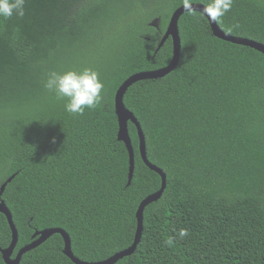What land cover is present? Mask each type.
Returning a JSON list of instances; mask_svg holds the SVG:
<instances>
[{"label":"trees","instance_id":"trees-1","mask_svg":"<svg viewBox=\"0 0 264 264\" xmlns=\"http://www.w3.org/2000/svg\"><path fill=\"white\" fill-rule=\"evenodd\" d=\"M182 5L27 0L23 18L0 17V188L15 174L3 194L19 232L14 256L46 228L66 230L83 261L133 244L138 207L162 187V176L145 164L129 121L135 171L128 185L115 96L132 74L169 64L171 38L156 50ZM217 22L226 33L264 43V0H235ZM179 30L178 66L134 83L124 96L167 185L145 208L136 250L115 264H264V54L218 38L200 11L183 13ZM84 67L99 71L103 100L73 115L42 81L49 70ZM11 242L0 213V249ZM64 244L55 233L20 264H76Z\"/></svg>","mask_w":264,"mask_h":264},{"label":"water","instance_id":"water-1","mask_svg":"<svg viewBox=\"0 0 264 264\" xmlns=\"http://www.w3.org/2000/svg\"><path fill=\"white\" fill-rule=\"evenodd\" d=\"M193 8L195 9V11H202L204 8V4L196 3L193 5ZM185 12H186V9L183 7V5L177 8L173 12V14L170 17V22L164 33V36L162 40L160 41L157 47V50H156L158 52L159 49L164 45L166 40L168 38H171L172 44H173V56L169 64L162 68L149 70V71H141V72L132 74L120 85V87L118 88L116 92V96H115L116 114H117L118 122H119L118 138L125 143L128 149V153H129L130 166H129L128 185L131 184L134 171H135V149H134L132 138L129 132V124H128L129 121H131L137 126L138 136H139V149H140V154L142 156V159L144 160L145 164L150 169L159 173L162 176V187L155 193H152L148 195L147 197H145L138 207V210L136 213L137 230L135 233V240L133 244L125 249L115 252L113 255H111L110 257L106 259L95 261V262L83 261L79 259L77 256H75V254L73 253L72 240H71L69 233L66 230L62 228H46L42 230H37L33 235L34 240L31 243L21 247L20 250L17 252V254L14 256L13 254L15 252V249L19 241V232L14 222L13 214L10 208L8 207L6 201L3 199V194L6 190L7 184L11 182L12 179L15 177V174H14L5 183H3L0 188V213H3L7 217L11 231H12L11 244L7 248L0 249L2 253V257L6 264H20L22 256L26 252L40 246L41 244L46 242L51 236H53L55 233L62 235L64 239V243H65L64 253L76 264H115L120 259L124 258L125 256L131 255L136 250L141 240L142 233H143V227H144L143 221H144L145 208L147 207V205H149L150 203L154 201H157L162 196L166 188V185H167V176L162 168L153 164L148 159L147 142H146L144 131L142 129V126L139 120L135 116V114L126 106L125 101H124V96L128 88L134 83L140 80L156 79V78L164 77L178 66L180 62L181 50H182V41H181L180 30H179V19L182 16V14ZM209 23L212 27L214 35H216L218 38L223 39L225 41L232 42V43L252 47L264 54V43L253 40V39L239 37V36L226 33L216 21L209 20Z\"/></svg>","mask_w":264,"mask_h":264},{"label":"clouds","instance_id":"clouds-1","mask_svg":"<svg viewBox=\"0 0 264 264\" xmlns=\"http://www.w3.org/2000/svg\"><path fill=\"white\" fill-rule=\"evenodd\" d=\"M202 2L204 8L200 11V15L217 22L232 10L235 0H202ZM26 3L27 0H0V17L23 18L26 15ZM194 4L196 0H183V7L190 15L195 14ZM42 85L56 100L65 101V111L73 115H83L86 109H94L100 104L105 88L99 71L91 67L63 72L49 70ZM186 234V230H181L179 233L181 238ZM166 243L171 246L174 243L173 238L169 237Z\"/></svg>","mask_w":264,"mask_h":264},{"label":"rangeland","instance_id":"rangeland-1","mask_svg":"<svg viewBox=\"0 0 264 264\" xmlns=\"http://www.w3.org/2000/svg\"><path fill=\"white\" fill-rule=\"evenodd\" d=\"M158 23H159V19H157V20L155 19V21L153 22L154 25H158ZM109 257H110V256H109ZM107 258H108V257H107Z\"/></svg>","mask_w":264,"mask_h":264}]
</instances>
